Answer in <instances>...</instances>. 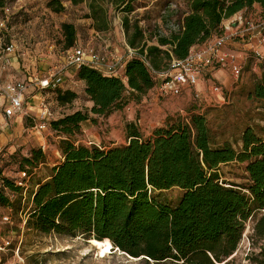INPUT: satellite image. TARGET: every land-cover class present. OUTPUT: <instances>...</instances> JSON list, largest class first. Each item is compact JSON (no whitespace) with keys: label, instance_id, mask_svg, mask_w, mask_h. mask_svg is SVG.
<instances>
[{"label":"trees","instance_id":"trees-1","mask_svg":"<svg viewBox=\"0 0 264 264\" xmlns=\"http://www.w3.org/2000/svg\"><path fill=\"white\" fill-rule=\"evenodd\" d=\"M70 1L87 3L97 32L110 29L109 7L121 8L126 13L128 45L145 54L159 71L214 38L222 31L223 21L241 11L259 7L264 18V0H187L189 12L178 30L147 38L139 22L130 18L134 0ZM7 5L8 0H0V19ZM48 7L56 13L66 9L62 0H49ZM61 29L66 51L77 46L75 24L63 22ZM262 68L251 95L264 101V62ZM75 74L93 105L90 111L77 110L51 122V130L62 137L63 160L30 191L28 230L40 236L107 240L113 250L147 263L232 264L230 258L238 251L250 218L264 212V139L248 126L241 149L228 141L216 143L206 113L194 112L186 120L177 118L156 128L149 137L136 123H128L125 144L77 143L74 137L83 124L96 121L90 112L107 116L121 107L126 94L139 99L155 91L160 81L138 57L127 63L124 79L88 66L77 68ZM50 91L62 106L79 97L61 87L44 92ZM45 160L39 147L24 165L31 168ZM235 161L247 163L250 184L245 187L222 180L220 166ZM29 188L30 179L27 194ZM173 188L182 191L174 202L162 198V192ZM12 196L24 197L17 176L0 174V203L14 211L19 199ZM260 222L263 225L257 230L264 231V214ZM250 259L247 264H264V246Z\"/></svg>","mask_w":264,"mask_h":264},{"label":"rangeland","instance_id":"rangeland-1","mask_svg":"<svg viewBox=\"0 0 264 264\" xmlns=\"http://www.w3.org/2000/svg\"><path fill=\"white\" fill-rule=\"evenodd\" d=\"M62 1L66 9L56 13L48 7L49 0H8L7 6L11 8L12 15L6 30L0 29V51L10 43L15 44L16 50L11 57V64L4 71L7 79L16 74L12 66L14 60L24 78L44 75L49 69L62 68L66 65L68 50L66 51L63 43L61 29L63 22L75 24L79 46L101 53L126 52L128 43L123 24L126 13L121 8L110 6V29L97 32L93 28V20L89 17L90 10L86 2L75 5L70 0ZM133 6L134 12L130 14V18L139 22L147 38L154 37L152 36L154 34H167L169 30H178L175 26L182 24L189 12L187 0H134ZM251 11L255 16H261L259 7ZM245 13L240 12L243 15ZM25 29L30 36H23ZM149 42L156 43L154 39H149ZM76 71L75 67L67 68L61 85L65 90L78 93L79 97L73 103L62 106L55 101L53 92H43L56 118L77 110H91L93 102L85 93L84 83L77 78ZM224 71L230 72L229 68ZM261 75L253 70H245L240 82L232 84L231 87L226 86L220 76L204 80L207 88L220 84L223 89L222 95L214 98L208 89L202 93L206 96L203 103L216 104L204 111H199L204 106L199 108V101L196 100L193 91L188 89L181 95L167 97H160L152 90L139 99H133L126 94L121 107L113 109L107 116L90 112L96 121L85 122L82 131L76 134L74 139L77 143L87 145L94 143L104 145L113 141L125 144L128 142L126 133L128 123H136L142 134L149 137L156 128L165 126L177 118L186 120L195 111L205 112L208 116L216 143L228 141L241 149L242 134L248 126L253 127L264 139V101L257 100L251 95L255 79ZM227 87L230 88V92L225 91ZM37 92L35 89L30 95L34 96ZM221 99L226 100V103ZM31 112L35 114V109ZM32 113L0 129V174L13 178L20 171L27 170L31 175L28 194L24 192L22 199L21 196H12L14 200L19 199L18 209L13 211L0 203V264H157L147 263L142 258L132 257L117 249L103 256L91 240L82 237L40 236L28 230L26 213L32 208L30 191L50 174L52 166L63 160L59 149L62 137L50 129L43 134L48 146L45 162L31 168L24 165V160L31 157L32 150L40 146L33 128L35 120L31 117ZM246 166L247 163L239 161L221 165L222 180L241 187L247 186L250 180ZM181 193L180 189L173 188L162 192V198L174 202ZM263 214L264 212H257L250 218L239 249L230 258L232 264H247L252 255L260 253L264 246V231L257 230V227L263 225L259 223ZM4 240H10L12 245L4 247Z\"/></svg>","mask_w":264,"mask_h":264},{"label":"built area","instance_id":"built-area-1","mask_svg":"<svg viewBox=\"0 0 264 264\" xmlns=\"http://www.w3.org/2000/svg\"><path fill=\"white\" fill-rule=\"evenodd\" d=\"M245 12L244 15L239 13L223 21L222 31L218 35L202 45L193 47L186 58L173 59L166 69L160 71L152 66L145 54H141L139 49L129 45L124 53L118 51L101 53L77 45L67 51L66 65L62 68L49 69L44 75L7 79L4 71L11 64V57L16 50L14 43L7 44L0 51V112L7 119L19 115L29 116L26 102L31 92L36 89L43 93L45 90H55L61 87L67 68L88 66L105 75L124 79L126 65L135 57L140 58L153 76L160 81V85L155 89L158 96H178L188 89L193 91L200 107H203L204 97L198 87L201 81L213 78L215 71L229 68L233 85L240 82L249 65L260 75L263 73L264 18L255 16L253 11L245 10ZM11 15V8L6 6L4 17L0 19V29L5 28L6 30ZM242 40L248 41L251 47L244 51L237 50L236 45H239ZM255 40L257 44H254ZM210 91L215 96H221L223 93L220 84L210 86ZM225 91L230 92V89L226 88ZM40 99L39 112L31 117L35 120L33 128L39 140V147L46 152L48 146L43 134L51 129V122L57 118L51 111L44 94ZM3 128L4 124L0 122V129ZM29 179L30 175L26 170L17 175V184L24 189L25 193ZM10 245V240H4V247Z\"/></svg>","mask_w":264,"mask_h":264},{"label":"crops","instance_id":"crops-1","mask_svg":"<svg viewBox=\"0 0 264 264\" xmlns=\"http://www.w3.org/2000/svg\"><path fill=\"white\" fill-rule=\"evenodd\" d=\"M258 8V7H257ZM259 10H260V8H259ZM38 33H40V32H38ZM23 34V36H30L29 35V33H28V31L25 29V32H23L22 33ZM258 42H257V40H255L254 41V44H257ZM251 47V45L250 44H248V41H246V40H242L241 42H240V44L239 45H236V49L237 50H241V51H244V50H247L248 48H250ZM14 60V59H13ZM15 63H16V60H14V62H13V68H14V70L16 71V74H14L15 76H11L10 77V79H17V78H24V75L22 74V72H21V70H20V68H18V66H16L15 65ZM29 69V68H28ZM245 70H252V66L251 65H249V66H247V68L245 69ZM244 73H245V71H244ZM251 72H249V74H250ZM244 75V74H243ZM17 76V77H16ZM33 76H36V75H33ZM218 76H220V78L223 80V82H224V84L226 85V86H229V87H231L232 86V78H230V72L228 71H224V70H217V71H215L214 72V74H213V78H216V77H218ZM229 87H227V88H229ZM199 90L202 92V93H204L207 89H208V91H209V94H211V97L212 98H214V97H216L215 95H213L212 93H211V91H210V87L209 88H207L206 86H205V83H204V81H201V83H200V85H199ZM230 89V88H229ZM33 93H35V92H33ZM42 92L41 91H38L34 96H31V95H29V97H28V100H27V102H26V105H27V110H28V112L29 113H32L31 111L33 110V109H35V114H31V115H33V116H35L38 112H39V105H40V101H41V96H42ZM208 96V95H207ZM31 97V99H29ZM203 97H205L204 99H206V96H203ZM223 103H226L224 100H223ZM31 104H32V106H31ZM204 105V107L203 108H201V107H199V108H201V109H199V111L200 110H202V111H204V110H206L207 108H209L210 106H216V104H206V102L205 103H203ZM206 104V105H205ZM30 105V106H29ZM33 105H36V106H33ZM198 106H200V104H198ZM195 111H193V113H194ZM202 113H205V112H202ZM24 116H22V115H19V116H15L14 118H12V119H7L6 117H5V115L2 113V112H0V122L1 123H3L4 124V127H7V126H10V124L12 123H14V121H18L20 118H23ZM8 122V124H6ZM94 144H96V145H99V144H97V143H94ZM120 143L118 142V141H113V142H109L108 144H104L105 146H107V145H110V146H115V145H119Z\"/></svg>","mask_w":264,"mask_h":264},{"label":"bare ground","instance_id":"bare-ground-1","mask_svg":"<svg viewBox=\"0 0 264 264\" xmlns=\"http://www.w3.org/2000/svg\"><path fill=\"white\" fill-rule=\"evenodd\" d=\"M93 245H95L97 248L100 249L101 255H106L107 253L113 251V244L110 241H96V240H91Z\"/></svg>","mask_w":264,"mask_h":264},{"label":"water","instance_id":"water-1","mask_svg":"<svg viewBox=\"0 0 264 264\" xmlns=\"http://www.w3.org/2000/svg\"><path fill=\"white\" fill-rule=\"evenodd\" d=\"M133 94H136L135 92H132ZM172 119H174V118H172ZM169 122V121H168ZM147 259H149V258H147ZM150 260V259H149Z\"/></svg>","mask_w":264,"mask_h":264}]
</instances>
